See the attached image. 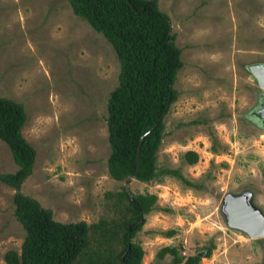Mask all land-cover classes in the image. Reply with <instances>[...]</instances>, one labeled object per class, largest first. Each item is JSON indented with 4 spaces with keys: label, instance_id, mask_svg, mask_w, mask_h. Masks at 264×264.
<instances>
[{
    "label": "rangeland",
    "instance_id": "1",
    "mask_svg": "<svg viewBox=\"0 0 264 264\" xmlns=\"http://www.w3.org/2000/svg\"><path fill=\"white\" fill-rule=\"evenodd\" d=\"M156 3L168 15L181 60L156 164L178 167L196 185L167 174L130 177L128 191L155 193L156 204L170 208L145 213L130 240L143 249L141 264H177L170 253L157 256L164 245L182 257L198 253L201 264H264V237L228 225L222 211L225 193L247 190L264 214V126L252 116L264 97L252 72L264 64V0ZM118 69L110 42L68 0H0V96L23 105L21 132L35 151L18 190L56 220L111 225L119 214L107 192L125 183L107 171L105 121ZM186 149L197 152L195 162L182 158ZM15 168L0 139V172ZM14 191L0 182V264L6 249L20 250L24 235L13 214ZM169 228L174 232L165 235ZM210 242L214 247L203 256Z\"/></svg>",
    "mask_w": 264,
    "mask_h": 264
},
{
    "label": "trees",
    "instance_id": "2",
    "mask_svg": "<svg viewBox=\"0 0 264 264\" xmlns=\"http://www.w3.org/2000/svg\"><path fill=\"white\" fill-rule=\"evenodd\" d=\"M68 2L74 14L83 17L110 42L119 62L117 83L106 100L109 175L124 180L132 174L136 179L149 181L167 174L196 185L178 167L156 164L163 117L176 97L172 82L181 66L180 49L174 43L168 15L158 9L156 0ZM25 119L21 102L0 96V139L16 164L13 171L0 172V182L16 189L12 195L13 214L24 229L20 250L6 249L4 264H74L76 256L83 253L89 255L83 264H141L143 249L130 238L140 229L145 213L153 209L168 212L170 208L158 206L155 193L131 192L122 185L118 191L107 192L115 197L114 206L119 213L111 225L105 219L90 224L82 219H54L49 208L18 190L31 172L35 156L33 146L21 132ZM182 158L193 163L197 152L186 149ZM162 232L171 235L174 229ZM212 247V242L206 245L203 256H208ZM164 253H170L177 264H201L198 253L182 257L174 245L160 247L157 256Z\"/></svg>",
    "mask_w": 264,
    "mask_h": 264
},
{
    "label": "water",
    "instance_id": "3",
    "mask_svg": "<svg viewBox=\"0 0 264 264\" xmlns=\"http://www.w3.org/2000/svg\"><path fill=\"white\" fill-rule=\"evenodd\" d=\"M252 72L256 77L258 86L264 89V64L253 65ZM252 116H254L260 125L264 126V97L260 99L258 106L252 110ZM153 126L143 132L140 137H143ZM138 150L139 148H137L136 162H138ZM137 169L138 163L135 172ZM130 177H132V174L124 179L126 190H128L127 183ZM222 202V211L228 225L245 231L250 237H264V214L251 202L249 191L245 190L239 193L227 192L223 195ZM128 243L129 239L127 245Z\"/></svg>",
    "mask_w": 264,
    "mask_h": 264
}]
</instances>
